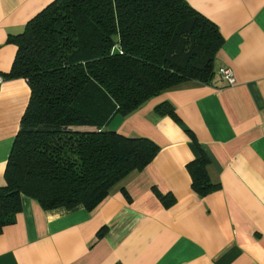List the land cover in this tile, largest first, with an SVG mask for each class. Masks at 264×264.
<instances>
[{
	"label": "crops",
	"instance_id": "obj_1",
	"mask_svg": "<svg viewBox=\"0 0 264 264\" xmlns=\"http://www.w3.org/2000/svg\"><path fill=\"white\" fill-rule=\"evenodd\" d=\"M51 1L0 0V75L16 52L7 37ZM186 1L224 39L210 82L189 81L110 120L159 150L93 209L46 210L22 195L0 234V264H264V0ZM221 67L233 71V85L219 78ZM29 95L22 78L0 84V186ZM163 103L174 115L157 110ZM200 150L219 185L205 196L186 167ZM160 194L174 202L164 206Z\"/></svg>",
	"mask_w": 264,
	"mask_h": 264
},
{
	"label": "trees",
	"instance_id": "obj_2",
	"mask_svg": "<svg viewBox=\"0 0 264 264\" xmlns=\"http://www.w3.org/2000/svg\"><path fill=\"white\" fill-rule=\"evenodd\" d=\"M223 41L186 0H53L9 35L16 52L2 76L24 79L30 95L0 186V234L22 195L46 210H91L145 168L158 146L118 133L110 120L189 81L209 83ZM157 110L174 115L167 103ZM186 167L197 194L218 188L202 151Z\"/></svg>",
	"mask_w": 264,
	"mask_h": 264
},
{
	"label": "built area",
	"instance_id": "obj_3",
	"mask_svg": "<svg viewBox=\"0 0 264 264\" xmlns=\"http://www.w3.org/2000/svg\"><path fill=\"white\" fill-rule=\"evenodd\" d=\"M217 74L219 78L224 80L228 85H233L236 82L233 71L228 67L219 68ZM4 80V77L0 75V84H2Z\"/></svg>",
	"mask_w": 264,
	"mask_h": 264
}]
</instances>
